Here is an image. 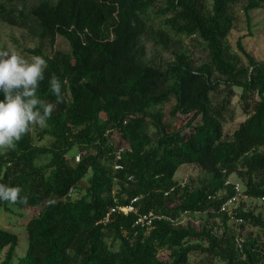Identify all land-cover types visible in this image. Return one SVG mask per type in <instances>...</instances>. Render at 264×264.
<instances>
[{"label": "trees", "instance_id": "trees-1", "mask_svg": "<svg viewBox=\"0 0 264 264\" xmlns=\"http://www.w3.org/2000/svg\"><path fill=\"white\" fill-rule=\"evenodd\" d=\"M207 1L0 0V21L50 45L57 35L69 45L49 55L30 50L48 65L37 95L56 108L37 134L49 136L50 143L36 144L30 133L15 150L0 151V183L20 187L27 197L26 204L15 205H41L26 222L27 248L15 264H186L192 251L224 264H264L258 240L246 237L239 248L227 216L218 212L231 192L225 182L232 173L247 195L264 197V61L255 60L240 38L247 64L230 51L233 6L241 0H211L209 7ZM263 4L245 0L247 23L250 11ZM149 34L159 42L196 35L208 60L194 66L178 46L174 59L154 65L143 41ZM52 76L61 81L59 103L49 88ZM237 94L246 117L226 136L223 125L234 117ZM171 98L169 114L189 117L169 131L162 106ZM108 128L113 131L106 136ZM122 145V168L113 170ZM72 147L81 153L76 163ZM41 156L48 159L38 162ZM183 164H196L205 176L196 183L178 181L175 173ZM113 189L118 203L138 195L139 211L165 217L154 219L148 231L134 225L132 213L98 222L115 204ZM0 205L9 209L8 202ZM185 212L219 216L223 233L169 220ZM235 215L264 230L261 214L239 208ZM17 241L15 233L0 228V247H8L0 264H11ZM163 250L167 259L158 255Z\"/></svg>", "mask_w": 264, "mask_h": 264}, {"label": "rangeland", "instance_id": "rangeland-1", "mask_svg": "<svg viewBox=\"0 0 264 264\" xmlns=\"http://www.w3.org/2000/svg\"><path fill=\"white\" fill-rule=\"evenodd\" d=\"M245 4V0H241L233 6V12L235 20L232 29L230 30L227 39L230 45V51L237 55V61L240 65H246L247 59L238 49L237 40L240 38L245 49L250 52L255 60L264 61V4L258 8H253L250 11V23H247L242 6ZM211 5V0L207 1V6ZM145 45V53L148 61L154 65L164 66L167 61L174 59V50H178V46L183 47L190 59L192 65H199L203 61H207L208 50L205 43L196 35L181 36L180 38H169L164 42L157 41L152 34L143 38ZM15 48L20 51L25 57L41 56L31 52L32 49H39L43 54L49 55L55 50L68 51L69 45L67 41L57 35L53 44H49L48 41L41 40L37 37L30 35L25 29L7 24L0 21V49ZM174 103V98H171L167 103L162 106V110L165 112V121L167 123L168 130H174L183 125L189 115L177 113L175 116L169 114V110ZM232 104L234 108L233 119H226L223 125V131L226 136L231 135L238 124L243 121L246 115L242 112V109L238 102V94L232 98ZM39 127H35L31 132L33 141L39 145H48L50 143V137L44 136L39 138L37 131ZM116 139V138H115ZM117 140V139H116ZM77 147H72L69 150V155L72 158V163H76V156H78ZM48 156H41L38 162H45ZM90 170L83 177L81 182L82 187L85 186ZM205 176L204 172L196 164H183L176 173L175 177L180 182H187L193 179V183H196L198 179ZM230 182H239L243 185L242 181L237 177L235 173L230 174L227 177ZM242 209L252 210L254 214H261L264 219V200L251 199L247 201H241ZM8 210H5L0 205V228L13 232L17 235L18 241L14 249V254L11 259V264H15L18 258L24 255L28 240L26 233V222L33 215L37 214L41 205H27L24 207L17 206L15 204L8 203ZM189 223L191 226L199 229L201 225L206 224L211 227L212 232L216 235H221L224 230V224L219 216H209L206 212H196L192 215L183 218V225ZM229 225L232 233L235 237L256 238L258 244H260L262 254L264 255V230L259 226H253L249 223H243L239 225L237 223H226ZM206 245V243H204ZM8 247H0V260L4 258V255ZM160 258L167 259L168 251H160L158 253ZM186 264H224L223 261L213 256L199 252L192 251L189 254L188 263Z\"/></svg>", "mask_w": 264, "mask_h": 264}, {"label": "clouds", "instance_id": "clouds-1", "mask_svg": "<svg viewBox=\"0 0 264 264\" xmlns=\"http://www.w3.org/2000/svg\"><path fill=\"white\" fill-rule=\"evenodd\" d=\"M47 61L43 56L25 57L15 48L0 49V151L16 149L17 144L35 127L46 128L56 104L46 102L37 95L45 81ZM51 92L57 103L62 102L61 81L48 78ZM22 189L0 183V201L26 204Z\"/></svg>", "mask_w": 264, "mask_h": 264}, {"label": "built area", "instance_id": "built-area-1", "mask_svg": "<svg viewBox=\"0 0 264 264\" xmlns=\"http://www.w3.org/2000/svg\"><path fill=\"white\" fill-rule=\"evenodd\" d=\"M113 129L108 128L105 130V135L108 136L112 133ZM127 149V146H120L114 153V158H113V170H119L122 168V164L119 162L122 158V152ZM81 153H78V156H76V160H79ZM128 180H131L132 177L128 176ZM225 184H230L231 185V192L226 195L225 200L220 204L218 208V212L224 213L227 218L229 223H237V224H243L245 220L240 217L235 215V211L238 210L239 208H242L241 206V201H247L254 199L253 197L247 195L244 192V186L239 183V182H230L228 179L226 180ZM172 189V188H171ZM170 191L165 192V194H168ZM115 190H112V196L113 200L115 201V204L109 208V210L105 213V215L98 221L102 224H106L111 220V216L114 213H122V214H129L132 213L135 215V220H134V225H139L142 228H145L147 231L153 226V220L156 218H161L165 216H160L157 215L153 211H148V212H141L139 211V199L140 196H133L127 199L126 203L120 204L116 201V197L114 196ZM217 194H220L218 192ZM215 195L209 194L207 196L208 199L214 198ZM264 200V197L257 198ZM244 210V209H243ZM196 213V212H193ZM192 215L191 212H185L182 213L178 218L176 219H169L172 223L174 224H182L183 225V218L186 216ZM187 224V223H186ZM243 241L242 237H237L236 242L238 247H241V243Z\"/></svg>", "mask_w": 264, "mask_h": 264}]
</instances>
